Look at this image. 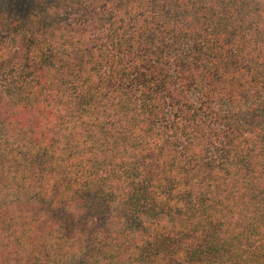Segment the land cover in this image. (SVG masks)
<instances>
[{
    "label": "trees",
    "instance_id": "1",
    "mask_svg": "<svg viewBox=\"0 0 264 264\" xmlns=\"http://www.w3.org/2000/svg\"><path fill=\"white\" fill-rule=\"evenodd\" d=\"M0 264H264V0H0Z\"/></svg>",
    "mask_w": 264,
    "mask_h": 264
}]
</instances>
